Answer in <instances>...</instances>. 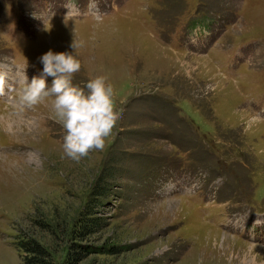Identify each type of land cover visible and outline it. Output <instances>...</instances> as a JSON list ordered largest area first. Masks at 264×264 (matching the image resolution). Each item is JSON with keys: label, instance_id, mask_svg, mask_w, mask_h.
I'll use <instances>...</instances> for the list:
<instances>
[{"label": "rangeland", "instance_id": "rangeland-1", "mask_svg": "<svg viewBox=\"0 0 264 264\" xmlns=\"http://www.w3.org/2000/svg\"><path fill=\"white\" fill-rule=\"evenodd\" d=\"M75 3L0 0V264L31 238L58 264H264V0ZM49 50L114 87L120 118L79 161L50 102H20Z\"/></svg>", "mask_w": 264, "mask_h": 264}, {"label": "clouds", "instance_id": "clouds-1", "mask_svg": "<svg viewBox=\"0 0 264 264\" xmlns=\"http://www.w3.org/2000/svg\"><path fill=\"white\" fill-rule=\"evenodd\" d=\"M69 3L76 7L75 0H69ZM89 7L96 8V5L90 3ZM69 14L65 16V26ZM94 14L98 18L102 16L98 11ZM50 30L51 24H45V31ZM82 46L83 43L75 39L70 45L74 53ZM74 53L49 50L43 54L39 58L43 65L40 74L30 81L24 76L20 102L28 107L50 102L58 123L66 133L64 154L79 161L93 150L104 149L106 138L112 134L120 114L116 109L114 87L105 76L97 75L89 79L84 88L73 84L74 74L81 69V62ZM49 77L52 78L50 85L47 82Z\"/></svg>", "mask_w": 264, "mask_h": 264}, {"label": "trees", "instance_id": "trees-1", "mask_svg": "<svg viewBox=\"0 0 264 264\" xmlns=\"http://www.w3.org/2000/svg\"><path fill=\"white\" fill-rule=\"evenodd\" d=\"M101 180L102 179L100 178V181H98L97 185L95 186L96 188L92 192L93 196L103 195V188H101L100 185ZM89 216L90 215H88L87 217L84 216L80 219V231H77L79 228L71 229V231H75V233L77 232V234L79 233L80 235L78 236H84L92 232V230L97 226V220L89 219ZM17 246L25 253L24 264H58L55 258L53 257V254L50 249L34 238L22 240L18 243ZM80 249H85L86 252L90 251L89 248L86 246L80 247ZM79 254L80 252H75L72 258L70 257V255H68V259L64 261V264H76L79 261L77 257Z\"/></svg>", "mask_w": 264, "mask_h": 264}]
</instances>
